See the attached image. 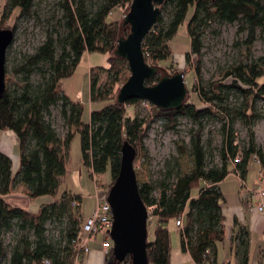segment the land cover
<instances>
[{
    "label": "trees",
    "instance_id": "trees-1",
    "mask_svg": "<svg viewBox=\"0 0 264 264\" xmlns=\"http://www.w3.org/2000/svg\"><path fill=\"white\" fill-rule=\"evenodd\" d=\"M59 1L63 12L59 24L63 33L48 32L36 53L15 68L13 73L20 76L21 81L14 88L6 71V92L0 100V132L10 131L18 138L20 169L14 173L12 159L0 152V264L7 256L1 237L15 228L19 235L7 264L83 263L79 252L85 220L83 199L68 191L60 193L62 179L67 174L68 153L76 135L81 137L82 165L92 179L105 174L110 166L116 171L107 187L108 193L120 171L123 145L128 142L137 155L145 148L149 122L137 115L128 116V109L142 101L131 100L120 105L117 100L120 89L131 76L128 63L116 57L115 52L118 41L129 34L122 36L123 31L129 29L124 27V20L133 0ZM0 2V30L13 17L18 22L35 15L37 0ZM164 12L168 13V18ZM188 19L191 46L185 53L187 65L193 55L202 56L205 32L216 22L240 23L242 29L249 32L246 42L249 55L256 42L257 30L264 27V3L263 0H167L157 25L143 44L146 61L151 66L159 68L163 62L173 59L174 39ZM16 27H13L15 32ZM97 29L100 30L98 43L80 45L82 38L90 37ZM86 52L108 55L109 62V67L90 71L92 108L89 122L83 119L85 107L81 102L71 100L63 91V81L75 75ZM197 71L200 79L199 67ZM176 73L173 70L171 74ZM34 76L39 79L34 80ZM162 77L158 74L147 85H155ZM200 81L201 84L193 88L200 106L192 103L190 92L180 110L164 111L153 106L155 117L164 122L168 130H175L181 118L201 127L192 133L188 146L193 160L190 173L183 175L178 171L174 175L175 172L168 171L159 182V199L153 197L155 187L139 185L145 206H157V228L154 239L148 240L149 264H171L168 226L172 222L176 224L180 218H183L180 228L182 251L189 253L195 264H218L217 248L226 239L224 198L219 184L231 174V165L238 155L242 156V162L235 166L234 172L239 173L241 179H246L255 156L264 170V150L257 145L253 131L257 122L264 121V111L257 108L258 102H264V58L230 68L222 82L204 84L202 79ZM231 96H236V104L229 103ZM55 108L63 122L62 134L50 121ZM213 116H222L225 120L220 167L207 162L211 142L208 151L202 136V121ZM237 121H242L248 128L249 140L244 147H239L235 141L233 126ZM174 177L176 179L171 183ZM20 188L29 200L46 197L51 200L41 206L37 215L32 214L6 200ZM195 189L198 196L193 198ZM74 202L79 207L74 208ZM49 224L62 225L58 236H48ZM250 238L246 228H240L233 238L238 264L250 263ZM108 257L110 264H117L113 250ZM121 264H130V258Z\"/></svg>",
    "mask_w": 264,
    "mask_h": 264
},
{
    "label": "rangeland",
    "instance_id": "rangeland-1",
    "mask_svg": "<svg viewBox=\"0 0 264 264\" xmlns=\"http://www.w3.org/2000/svg\"><path fill=\"white\" fill-rule=\"evenodd\" d=\"M59 3V0H37L35 15L32 18H22L17 22L16 17H13L5 22L4 29H13L17 25L15 41L8 52L7 64L8 77L11 78L10 85L12 88L16 84H20L21 81V77L15 76L13 73L15 68L22 65L28 57L36 53L37 49L46 40L48 32L57 30L63 33L59 24L63 17ZM1 5L2 2H0V14ZM164 16L168 18V13L164 12ZM188 21L189 19L180 28L178 35L174 39L175 55L173 59L163 62L161 66L159 65V68L165 70L170 76H172L173 70L177 73H183L185 75L186 87L192 95V103L200 106L196 93H193V88L201 84L200 79H202L204 84L222 82V79L230 68L236 67L241 63L251 64L253 61L264 58V27L257 30L256 42L248 55L246 42L249 32L243 30L240 23L234 25L220 24L218 22L212 23L210 28L206 30L203 38L202 56L198 58L193 55L190 64L187 65L184 54L191 46L188 35ZM123 34L127 36V29L123 31ZM99 39L100 30L97 29L90 37L82 38L80 45H88L94 41L98 43ZM97 67H109L108 55L86 52L75 75L71 79L63 81L64 94L71 100H74V96L78 91L82 90L84 92V102L82 101L81 104L85 107L86 120L89 117L90 71ZM198 67L200 68V79L198 78ZM38 79V76H34V80ZM224 83H227V81H224ZM237 102L236 96L230 97L229 103L236 104ZM257 108L263 112L264 102H258ZM136 115L149 122L147 136L144 141L145 148L137 155L135 160L138 184H150L155 187L153 197L159 199L161 195L159 182L164 180L168 171L175 172L174 175L178 171L183 175L191 172L193 160L188 146L192 133L197 132L201 126L189 119L181 118L175 130H168L165 123L155 117L153 106L147 102H141L135 107L128 109V116L134 117ZM50 121L58 132L62 134L63 122L60 119L57 108L54 109ZM202 122L203 142L207 149L208 143L211 142V151L208 154L207 162L210 165L220 167V150L223 142L222 129L225 120L222 116H213L204 119ZM233 129L236 144L239 147H244L245 143L249 140L247 126L242 121H237ZM253 131L256 136L257 145L264 150V121L257 122ZM2 134L0 133V137H2ZM16 152L19 154L18 150ZM12 159L14 162L16 161L15 157H12ZM15 167L16 164L14 163V170ZM67 172L68 176L63 184L64 189L69 190L68 192L72 194L83 197V217L91 213L96 206V200H93V197L92 199L90 198V196H95V181L98 186L106 185L108 187L112 176L116 173L115 170L112 171V167L110 166L105 174L96 176L95 180L90 177L88 171L82 165L80 135H76L70 147L67 157ZM174 179L176 178L174 177L171 183H174ZM107 187L106 189L108 190ZM197 194L198 190H193L192 195L195 196ZM22 195H24V192L21 188L16 189L12 196H8L6 200L9 204L26 209L36 215L39 213L41 206L51 200L50 197L26 200ZM47 228L49 237L58 236L63 229L62 225L59 224H49ZM156 228L157 223L155 221L151 224L149 223V239L151 241L154 239ZM168 228L173 234L176 233L177 228L173 223H170ZM30 234L32 236V233ZM18 235L19 231L15 228L11 233L4 234L1 237L7 253L3 264H7ZM97 238L100 240L102 235H99ZM104 264H110L108 256L105 257Z\"/></svg>",
    "mask_w": 264,
    "mask_h": 264
},
{
    "label": "water",
    "instance_id": "water-1",
    "mask_svg": "<svg viewBox=\"0 0 264 264\" xmlns=\"http://www.w3.org/2000/svg\"><path fill=\"white\" fill-rule=\"evenodd\" d=\"M166 1L133 0L131 10L125 17L124 27H129V34L118 41L115 56L128 63L131 76L119 91L117 100L120 105L138 100L164 111H173L180 110L187 100L189 90L185 75L177 73L170 76L165 70L151 66L143 52L144 41L157 25ZM15 36L13 29L0 30V100L6 92L7 56ZM160 73L163 76L160 81L148 86L147 83ZM136 157L135 148L126 142L122 148L120 171L107 198L112 207L113 227L110 237L117 264L123 263L128 257L130 264H149V213L139 192Z\"/></svg>",
    "mask_w": 264,
    "mask_h": 264
},
{
    "label": "crops",
    "instance_id": "crops-1",
    "mask_svg": "<svg viewBox=\"0 0 264 264\" xmlns=\"http://www.w3.org/2000/svg\"><path fill=\"white\" fill-rule=\"evenodd\" d=\"M185 55V54H184ZM84 92L82 90L78 91L73 101H83ZM84 102V101H83ZM89 107V117L86 120L85 110H84V121L89 122L91 113V102L90 95L88 98ZM3 133L0 137V152L8 155L11 159L15 157L16 164L14 173H17L20 169V149L19 140L16 135L10 131L0 132ZM19 151L17 154L16 151ZM4 151V152H3ZM235 166L231 165V174L219 184V189L223 194V217H224V227L226 231V239L223 243L218 245L217 248V263L218 264H238L239 260L235 255V248L233 246V238L238 233L240 228H246L250 232V263L249 264H264V213L260 214L257 211V205L260 201L257 195V188L259 185V175L263 171L261 164L257 163L254 158L251 159L249 165V173L245 180L241 179L234 172ZM68 174V172H67ZM62 179L60 193H64L69 190L64 189V182L67 175ZM95 180V178H94ZM106 185L98 186L95 181V196H90L93 200H96V206L84 219L89 218L94 213L99 201L106 200L108 191ZM13 194V193H12ZM11 194V196H12ZM23 198L28 199L24 194ZM197 195H192L193 198ZM82 197V196H81ZM83 199V197H82ZM82 201V207H83ZM177 228L176 233H171V264H195L191 255L185 253L181 248V236L180 228H178L175 222H172ZM103 237L99 240L91 243L90 248L92 254L86 259H83L82 264H104L105 257L102 255L101 241Z\"/></svg>",
    "mask_w": 264,
    "mask_h": 264
},
{
    "label": "built area",
    "instance_id": "built-area-1",
    "mask_svg": "<svg viewBox=\"0 0 264 264\" xmlns=\"http://www.w3.org/2000/svg\"><path fill=\"white\" fill-rule=\"evenodd\" d=\"M255 161L260 164V160L257 156L254 157ZM242 162V156L238 155L236 160L233 162V165L236 166ZM240 176L239 173H236ZM257 195L260 199L257 205V211L260 214L264 213V170L259 175V185L257 188ZM73 207H79L77 202L73 203ZM157 206L149 207L148 213V223H153L156 219L155 211ZM178 228L183 227V218H180L176 222ZM113 227V214L112 207L108 203V200L99 201L94 213L91 217L84 220L82 226V244L79 248L80 254L83 256V259L86 260L91 254L92 250L90 248L91 243L97 240L99 235H102L103 240L101 241V250L102 255L107 257L109 252L113 249V242L110 237V233Z\"/></svg>",
    "mask_w": 264,
    "mask_h": 264
}]
</instances>
